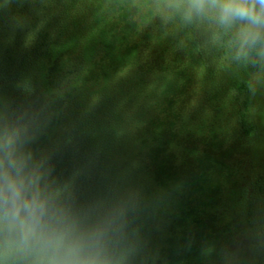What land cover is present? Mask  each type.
Returning a JSON list of instances; mask_svg holds the SVG:
<instances>
[{"label":"trees","instance_id":"1","mask_svg":"<svg viewBox=\"0 0 264 264\" xmlns=\"http://www.w3.org/2000/svg\"><path fill=\"white\" fill-rule=\"evenodd\" d=\"M166 8L165 0H0V25L9 21L0 34V132H18L41 186L75 220L106 231L110 264H245L250 250L252 264H264V218L256 225L246 209L251 232L242 239L251 244L237 248L214 199L222 160L211 154L210 119L201 122L210 102L201 101L204 80L219 87L198 42L213 18L178 23ZM22 15L34 28L26 37ZM228 31L219 28L223 46L229 38L240 46ZM263 48L246 49L253 69ZM245 73L230 80L225 103L238 135L251 138Z\"/></svg>","mask_w":264,"mask_h":264},{"label":"clouds","instance_id":"2","mask_svg":"<svg viewBox=\"0 0 264 264\" xmlns=\"http://www.w3.org/2000/svg\"><path fill=\"white\" fill-rule=\"evenodd\" d=\"M185 19L211 16L219 25H239L237 58L264 45V0H184ZM264 56V52H261ZM112 241L99 226L75 220L41 186L15 131L0 132V257L15 264H110Z\"/></svg>","mask_w":264,"mask_h":264},{"label":"rangeland","instance_id":"3","mask_svg":"<svg viewBox=\"0 0 264 264\" xmlns=\"http://www.w3.org/2000/svg\"><path fill=\"white\" fill-rule=\"evenodd\" d=\"M179 1L184 3V0H165L170 18L178 23L181 22L182 17H185V4L184 8H179L177 4ZM26 18L25 15H22L18 18V22L15 20L18 23L17 29L24 37L34 33L32 26L30 32L27 29ZM8 22V20H5L2 23L3 25H0V34L9 31L6 29L9 25ZM220 26L212 19L209 26L204 30L205 35L203 37L201 35L198 39L203 64L210 71V74L218 78L216 80L212 79V82L219 87H215L219 91H214L213 88L211 89L209 82L204 80L203 86L209 92L202 98L201 104L202 107L208 102L210 104L208 109L205 108L208 112L201 122L204 124V118L210 119V128L213 130V137H211L214 141L213 148L210 149L211 154L215 156L216 160H222L218 164L222 167L223 175L214 198L216 199L218 211L221 213V217L225 215L228 218L230 224L228 227L226 226V230L232 233L231 242L236 243L239 240L235 247L248 248L251 242L250 244L246 242L248 238L242 239L244 232L247 230L248 233L251 232L248 229L246 209L249 208L253 212L256 225L261 224V217L264 218V201L260 198L257 190L260 183L259 179L264 176V56H262V66L253 69L250 56L246 54L237 58V51L240 46L236 41H233L232 44V39L229 38L226 46H223V42L219 40ZM238 27L239 25L229 27L228 33L231 31L237 33ZM262 52H264V48ZM235 64L238 65L235 66ZM218 70H221V73L214 74ZM241 72H246L245 75L252 89V114L256 132L255 136L251 138L238 135L232 110L227 109L225 103L231 98L230 80ZM217 112H222V114H219L221 115L219 119L216 116ZM201 203L203 204V202ZM228 249L230 247L224 245L225 252ZM248 254L249 257H247L245 264H252L255 255L252 250Z\"/></svg>","mask_w":264,"mask_h":264}]
</instances>
